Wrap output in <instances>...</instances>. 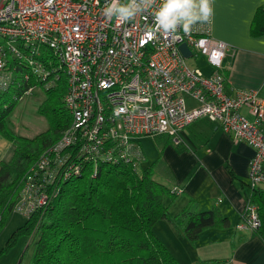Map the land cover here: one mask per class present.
Here are the masks:
<instances>
[{
  "label": "built area",
  "instance_id": "built-area-1",
  "mask_svg": "<svg viewBox=\"0 0 264 264\" xmlns=\"http://www.w3.org/2000/svg\"><path fill=\"white\" fill-rule=\"evenodd\" d=\"M108 3L0 0V91L13 83L11 63L40 75L36 58L44 48L63 69L70 115L61 137L26 175L13 211L29 217L44 209L58 194L57 185L86 166L95 172L100 163L136 165L144 160L139 137L167 135L177 144L179 132L199 119L253 149L249 187H264V98L226 90L220 67L227 45L209 35L208 23L187 34H162L150 31L151 11L126 23L109 20L103 14ZM181 43L190 57H204L211 72L189 67ZM259 227L256 208L247 202L236 228Z\"/></svg>",
  "mask_w": 264,
  "mask_h": 264
},
{
  "label": "trees",
  "instance_id": "trees-1",
  "mask_svg": "<svg viewBox=\"0 0 264 264\" xmlns=\"http://www.w3.org/2000/svg\"><path fill=\"white\" fill-rule=\"evenodd\" d=\"M41 52L36 58L43 71L40 75L27 66L14 62L12 67L11 63L13 83L0 91V134L13 144L11 158L0 162V224L14 212L24 179L37 158L50 150L70 122L63 103L67 89L63 69L48 50ZM44 72L47 74L42 76ZM34 86L45 93L38 112L48 127L28 138L11 129L8 116L16 102ZM160 137L172 142L167 135L155 136L159 141ZM160 159L144 168L141 162L100 163L95 172L86 166L57 185L58 194L44 209L23 216V224L13 231L7 245L15 236L34 233L29 264H180L154 232L158 220L168 221L191 244L203 230L226 228L230 222L215 206L200 210L194 198L171 214L169 206L181 192H174L175 186L169 187L155 178L162 164ZM40 172L36 170L35 177ZM162 173L169 178L166 169ZM248 202L260 219V227L253 232L264 240V187L251 188ZM221 261L211 259L198 264Z\"/></svg>",
  "mask_w": 264,
  "mask_h": 264
},
{
  "label": "crops",
  "instance_id": "crops-1",
  "mask_svg": "<svg viewBox=\"0 0 264 264\" xmlns=\"http://www.w3.org/2000/svg\"><path fill=\"white\" fill-rule=\"evenodd\" d=\"M212 6L209 35L227 45L220 67L226 77V90L231 94L237 90L255 91L264 98V0H213ZM205 64L208 71L201 70L208 74L211 67L206 61ZM47 127L48 124L40 132ZM11 129L28 138L39 133L23 134L15 126ZM166 141V137H160L162 146L157 158L161 157L162 164L157 176L169 187L175 186L181 191L170 204V213L176 214L194 198L200 210L215 206L230 222L226 228L203 230L195 244L180 237L182 249L189 258L183 259L185 264L211 259H221L219 264H264V240L249 229L236 228L251 193L248 162L253 149L206 119L182 129L179 143ZM12 152V143L0 135V162L8 161ZM163 169L168 171L169 178L161 175ZM172 254L180 262V256Z\"/></svg>",
  "mask_w": 264,
  "mask_h": 264
},
{
  "label": "rangeland",
  "instance_id": "rangeland-1",
  "mask_svg": "<svg viewBox=\"0 0 264 264\" xmlns=\"http://www.w3.org/2000/svg\"><path fill=\"white\" fill-rule=\"evenodd\" d=\"M42 50L45 49L42 48ZM185 61L191 68L198 67L205 72L208 71L205 59L201 56L188 57ZM44 95L43 89L39 86H36L32 93L23 95L16 102L13 110L8 116L10 125L15 126L18 132L23 134L41 133L40 131L44 130L48 124L46 119L38 112L39 102L44 98ZM139 141L146 157V159L140 163V166L144 168L157 158L162 143L152 136H141L139 137ZM37 159H39V157ZM155 178L160 180L157 175H155ZM24 220L25 218L21 214L14 211L5 218L2 224H0V264H29L34 244L31 242L34 233L31 234V236H27L26 234L15 236L12 244H10V246L7 245L10 237L13 235V231L21 226ZM167 223L169 222L166 220H158L154 224L153 230L158 236L160 235L162 237L169 250L180 256L181 260L179 263L185 264L183 259L189 260V258L186 251L182 249L180 237L184 241H186V239L172 224ZM167 227H170L169 229H171L172 233H170Z\"/></svg>",
  "mask_w": 264,
  "mask_h": 264
},
{
  "label": "clouds",
  "instance_id": "clouds-1",
  "mask_svg": "<svg viewBox=\"0 0 264 264\" xmlns=\"http://www.w3.org/2000/svg\"><path fill=\"white\" fill-rule=\"evenodd\" d=\"M213 0H110L104 16L120 23L134 19L138 14L151 11L153 26L150 31L162 34L190 33L197 24L210 22Z\"/></svg>",
  "mask_w": 264,
  "mask_h": 264
},
{
  "label": "water",
  "instance_id": "water-1",
  "mask_svg": "<svg viewBox=\"0 0 264 264\" xmlns=\"http://www.w3.org/2000/svg\"><path fill=\"white\" fill-rule=\"evenodd\" d=\"M179 49L184 57L188 58L191 56V51L189 50V48L185 43H181L179 45Z\"/></svg>",
  "mask_w": 264,
  "mask_h": 264
}]
</instances>
